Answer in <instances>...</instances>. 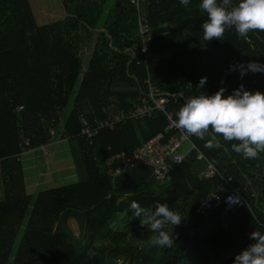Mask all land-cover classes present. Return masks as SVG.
I'll return each mask as SVG.
<instances>
[{"label":"trees","instance_id":"obj_1","mask_svg":"<svg viewBox=\"0 0 264 264\" xmlns=\"http://www.w3.org/2000/svg\"><path fill=\"white\" fill-rule=\"evenodd\" d=\"M61 1L67 17L40 26L28 0H0V264H106L105 252L116 264L138 226L155 236L133 240L139 264H264V0H140L155 30V65L145 61L130 0ZM92 36L83 71L80 51ZM148 77L169 94L170 111L185 112L197 151L157 188H125L107 159L161 133L165 117L103 130L93 146L80 137V118L130 110ZM51 131L69 141L82 174L34 198L18 157L50 144ZM198 153L214 178L199 181ZM227 179L248 206L197 215L196 204ZM72 218L84 234L75 242ZM121 218L128 230L95 246Z\"/></svg>","mask_w":264,"mask_h":264},{"label":"built area","instance_id":"obj_2","mask_svg":"<svg viewBox=\"0 0 264 264\" xmlns=\"http://www.w3.org/2000/svg\"><path fill=\"white\" fill-rule=\"evenodd\" d=\"M130 4L137 10V31L144 49L145 61L149 65H155L156 55L152 49V43L155 40L153 25L150 19L141 15L140 0H130ZM88 52L89 49L86 47L80 51V55L84 56L83 59H85ZM169 107V94L164 92L151 77H148L144 80L138 98L135 99L130 110L120 111L114 117L106 120L91 119L82 115L80 118V137L93 146L95 139L103 130L114 131L117 126L129 121H142L152 118L155 113L162 114L167 122L164 130L133 152L111 155L106 161V170L108 174L116 179L129 168L149 167L151 170L150 179L158 184H163L170 181L176 167L182 165L191 153L197 151L196 146L192 143L195 132L189 130L188 118L185 112L173 113L169 110ZM21 110L22 108L17 109L18 112ZM51 134L56 137V132L51 131ZM54 141L55 138L47 146L36 148V151L47 153L50 146L55 143ZM186 144L189 145V150L182 153ZM24 145L28 146L27 140H25ZM198 160L203 161L205 165V168L198 173L199 181L209 180L217 175V169L201 153H198ZM218 192L200 200L196 204L195 213L205 215L212 210L220 209L222 215L225 216L243 206H248V202L242 195L233 189L230 179L224 180Z\"/></svg>","mask_w":264,"mask_h":264},{"label":"rangeland","instance_id":"obj_3","mask_svg":"<svg viewBox=\"0 0 264 264\" xmlns=\"http://www.w3.org/2000/svg\"><path fill=\"white\" fill-rule=\"evenodd\" d=\"M112 0L108 1V4ZM34 20L37 25H48L54 22H58L63 20L65 17H67V14L64 10V7L62 5L61 0H28ZM37 19V20H36ZM96 36H92V38L88 41V49L89 52L87 54L90 55L92 53V47L93 43L95 42ZM82 58L84 56H81ZM83 71L87 68V62L83 59ZM68 113H66L63 116V120L66 121ZM58 138V137H57ZM53 146V145H52ZM189 150V145L186 144L183 147L182 153L187 152ZM43 152V151H42ZM42 152H36L29 154L28 158L29 162L31 163H37V167L31 170L32 177H36L38 175L40 178H42L43 186L42 188L45 190L48 189H54L59 188L66 185H71L74 183H77L80 179V173H78V170L76 166L74 165L72 154L69 151V146L65 145L63 147H59V145H56L54 147H50L49 150H47V153ZM27 158V157H26ZM60 159V160H58ZM24 165V163H23ZM204 163H200L197 170L202 169L204 167ZM196 170V171H197ZM33 172L38 173L33 176ZM28 173V171H26ZM264 174V173H263ZM82 178V177H81ZM149 183L154 184V188H157V183L154 182L153 179H150L148 181ZM184 207V203L181 204V208ZM130 220L121 218L119 221L116 222V224L108 228L105 233L101 234L100 236L96 237L95 246L101 247L106 244H110L113 239L119 237L122 235V233L126 232L128 229L127 227L130 224ZM68 229L71 231V241L75 242L76 238H80L81 236H84V234L79 232V223L76 221V219L72 218L69 219L68 222ZM153 229V227L151 226ZM138 235V237H132V234H128L126 236V239L131 242L132 247L129 249L127 258L125 260L121 259L117 261L116 264H139V259L136 258L137 248H135V244L133 243V240H139L141 244L144 243V241L148 238L154 239V235H150L145 232V230L140 229V227H136L134 229ZM107 234H111L107 235ZM135 236V235H134ZM128 248H126L125 251H127ZM122 251V252H125ZM132 253V257L130 256ZM126 256V252L123 253ZM123 254L121 256L125 257ZM106 255V264H109L108 260V254L105 252Z\"/></svg>","mask_w":264,"mask_h":264},{"label":"crops","instance_id":"obj_4","mask_svg":"<svg viewBox=\"0 0 264 264\" xmlns=\"http://www.w3.org/2000/svg\"><path fill=\"white\" fill-rule=\"evenodd\" d=\"M88 59H89V56H86L84 61L87 62ZM83 68H82V70H83ZM54 138H55V141H54L55 143H53L52 144L53 146L51 145L50 147H54L56 145H59V147H63L65 145L69 146L68 140H63L59 136H56ZM36 150L37 149L35 148V149H31L29 151L21 152L19 157H18V162L20 163L21 168H22L24 189H26L27 195H31L34 198H36V196L38 195L39 192L45 191V189L42 188L43 183H44V182H42V178H40L38 175H36V177L30 176L31 170H33L34 168L37 167V163L36 162L30 163L29 159L32 157L28 158V156L31 153L40 152V151H36ZM58 160H60V159H58ZM23 163H24V165H23ZM26 171H28V173H26ZM0 173H1V162H0ZM32 174L34 176L35 174H38V173L33 172ZM2 197H3V189H2V182H1V178H0V201L2 200Z\"/></svg>","mask_w":264,"mask_h":264},{"label":"water","instance_id":"obj_5","mask_svg":"<svg viewBox=\"0 0 264 264\" xmlns=\"http://www.w3.org/2000/svg\"><path fill=\"white\" fill-rule=\"evenodd\" d=\"M151 170L149 167H133L129 168L124 174L115 179V184L125 188H133L145 184L150 180Z\"/></svg>","mask_w":264,"mask_h":264}]
</instances>
